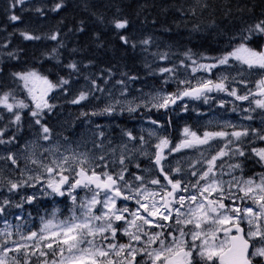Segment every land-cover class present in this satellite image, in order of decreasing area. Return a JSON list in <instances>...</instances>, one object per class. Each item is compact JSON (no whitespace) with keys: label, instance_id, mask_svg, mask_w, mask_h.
I'll return each mask as SVG.
<instances>
[{"label":"snow or ice","instance_id":"1","mask_svg":"<svg viewBox=\"0 0 264 264\" xmlns=\"http://www.w3.org/2000/svg\"><path fill=\"white\" fill-rule=\"evenodd\" d=\"M24 2L11 0L12 7ZM196 5L202 10L208 8L202 0H196ZM64 7L65 0H54L48 11L56 13ZM239 10L244 11L243 8ZM35 11L45 15L42 7ZM190 12L195 15L196 7ZM116 13L108 23L119 34L129 27L130 20L119 17L118 7ZM9 19L18 21L21 18L13 14ZM97 19L104 22L103 16H97ZM198 28L194 25V30ZM83 30L82 27L77 29ZM20 35L24 40L57 41L58 47L46 54L52 58H57L58 49L65 46L59 39L58 30L46 36L30 31H21ZM262 37L264 12L230 37L228 46L219 55L195 54L189 49L182 53L183 59L178 64L154 69L153 74L164 75L163 84L175 82L176 91L157 89L145 94L147 99L134 106L132 101L119 97L130 94L128 84L138 77L121 73L126 79L116 80L121 91L117 98L111 99L112 90L105 87L113 78L110 68L105 70L107 76L103 72L95 79L85 76L88 83L70 103L78 105L95 93L106 91L111 99L103 109L81 112L85 117L111 116L118 107L121 113H135L142 107L169 111L185 98L203 99L207 104L212 99L209 94L213 92L226 93L235 101H249L247 108L233 104L231 109L242 113V121L256 120L253 114L260 110V127H253L251 123L209 120L202 132L200 126L195 129L185 126L181 130V139L175 144L169 136H160L155 130H149L148 139L143 135L137 138L131 131H126L124 135L128 140L135 142L138 139L139 144L131 149L127 143L120 145L119 156L114 147L103 151V131L95 134L100 142L93 141V147L101 150L100 155L91 150L66 149L61 152L59 142L51 144L52 129L45 116L56 105L50 103V94L57 89L67 93L69 89L65 86L70 84L71 77L61 76L53 82L35 69L11 73L14 80L22 83L27 99L18 98L17 90L13 88L0 91V124H3L0 145L16 144L24 110H28L32 120L29 127H37L39 131L16 151L5 149L6 155L0 153L3 162L0 165V189L6 188L8 194H17L25 188H39L42 196L69 197L72 208L63 220H58L57 210H53L51 218L40 217L38 228L30 219L17 215L18 223L13 226L6 218L10 209L15 207L23 212L24 205L32 204L38 195L36 192L22 195L20 202H14L10 195H0V222L3 223L0 264H264V171L251 176L244 174L246 161H254L264 169V45L251 46L254 39ZM119 40L124 45L136 47L127 35H119ZM139 43L147 52L153 40L149 36ZM0 47L7 48L8 44ZM19 51L0 53V57L18 59ZM151 55L159 61H169L174 54L163 51ZM66 67L71 72H80L76 61L69 62ZM145 67L151 68V64L146 63ZM180 68L185 70L184 79L179 78ZM220 68L235 69V75L230 76L224 71L215 80L196 76L199 72L212 73L213 69ZM188 70L195 82L188 78ZM257 74L259 79L255 80L253 89L251 78ZM100 80L104 81L103 85L98 82ZM240 86L247 91L241 94ZM219 103L224 107L227 102L221 100ZM125 104L128 105L126 108ZM181 110L188 111V106L185 104ZM6 115L9 118L5 122ZM148 119L151 124L163 127L158 120L150 116ZM13 126L15 131L5 138ZM100 127L96 125L97 130ZM153 137L157 142L151 145ZM41 141L48 142L49 147H44ZM184 150L196 153L195 158L187 157L190 160L187 167H181V160L176 161L175 167L167 164L172 154ZM137 154L149 159L151 166L142 168ZM134 161L136 172L131 170ZM5 170L12 175L18 171L19 178L14 180L4 175ZM153 172L155 175H151ZM148 175L151 179L146 178ZM225 176L229 179H224ZM78 189L87 190L91 195L79 197ZM129 201L135 202L134 209L126 203ZM28 216L31 217V213ZM123 237H127L126 242H121Z\"/></svg>","mask_w":264,"mask_h":264},{"label":"trees","instance_id":"2","mask_svg":"<svg viewBox=\"0 0 264 264\" xmlns=\"http://www.w3.org/2000/svg\"><path fill=\"white\" fill-rule=\"evenodd\" d=\"M53 2L54 0H25L23 4L12 7L11 0H0V45L8 44L7 48L0 47V53L20 50L18 59L0 57V85L3 86L0 87V91L13 88L17 90L18 98L27 99L22 83L11 76L13 72L35 69L53 82H57L61 76L71 77L70 84L65 86L69 89L67 93L57 89L50 94L52 97L50 103L56 107L51 113L46 114L45 120L52 129V134L61 137L62 144H75L79 141L82 145L90 147L93 146V141L100 142L95 135L98 131L105 133L102 139L108 144L111 141L110 145L124 141L127 137L124 135L126 131H131L137 138L143 135L148 139V136L137 128L138 123L140 124L147 114L163 125L160 128V136L167 135L172 139L171 110L156 111L152 108L150 111L142 107L135 113L127 111L121 113L118 107L116 113L111 116L87 117L81 116V112L90 113L103 109L111 99H115V92L121 90L120 86L116 85V80L126 79L121 73L138 77L129 82L130 94L123 97V100L127 101L130 97L136 98L137 100H133V106L143 97H147L145 94L153 93L157 89L175 92L177 84L175 82L163 84L164 75L153 74L154 69L178 64L179 60L183 59L182 53L189 49L195 54L219 55L228 46L230 37L248 23L260 18V14L264 12V0H202L208 4V8L203 10L196 5V0H65V7L56 13L48 11ZM37 7L44 8L45 15L37 13L35 11ZM117 7L120 9L119 17H127L130 20L129 27L121 30L119 34L108 23L117 15ZM192 7H196L195 15L190 12ZM241 8L244 9L243 12L239 10ZM248 9L252 11L249 12ZM225 12L229 14L225 15ZM13 14L20 16L21 19L11 21L9 17ZM97 16H103L104 22L101 23ZM194 25L199 26L198 30H194ZM81 27L84 30L77 31ZM57 30L60 33V41L65 45L58 49L57 58L46 55L58 47L57 41L24 40L20 35L21 31H30L46 36ZM119 35H127L131 42L136 43V47L122 44ZM149 36L152 37L153 43L145 52L144 46L139 42ZM262 42V38L254 39L251 46L259 48ZM163 51L174 55L169 61H159L151 55L152 52ZM71 61L78 62L79 73L71 72L66 67ZM146 63L151 64V68H146ZM85 64L88 67L85 68ZM109 68L112 70L113 78L105 87L112 90L111 99L106 91L103 94L97 92L78 105L70 103L82 90V86L88 83L84 79L85 76L95 79L102 72L107 76L105 70ZM214 72L215 70L212 71ZM178 75L180 79L185 78V70L178 69ZM188 77H192L189 72ZM98 82L104 84L103 80ZM210 105L213 103L210 102ZM127 106L124 105L125 108ZM27 113L28 110H24L22 128L18 132L19 138L35 131V127H29L32 120ZM8 118L6 115L5 122ZM96 125L101 127L97 130ZM2 126L3 124H0V127ZM14 130V126L9 129ZM65 137L68 139L65 140ZM86 138L91 142L82 143ZM21 144V139H18L17 146ZM137 157L141 166L144 163H151L149 159L142 162L138 154ZM131 170L136 172L134 166ZM4 175L11 176L12 179L19 178L18 171L12 175L5 170ZM28 189L25 188L22 192H27ZM0 195H10L11 199L14 197V194L7 193L6 188L0 189Z\"/></svg>","mask_w":264,"mask_h":264},{"label":"flooded vegetation","instance_id":"3","mask_svg":"<svg viewBox=\"0 0 264 264\" xmlns=\"http://www.w3.org/2000/svg\"><path fill=\"white\" fill-rule=\"evenodd\" d=\"M226 71L223 68L220 69H216V71L214 73H205L206 77L203 78H210L215 80V78L217 77V75L220 72H224ZM226 74L228 75H235V69H229L226 71ZM197 77L200 76V74L196 75ZM208 76V77H207ZM193 79V77L191 78ZM252 84L250 85L253 89L255 88V80L259 79V74L253 76L252 78ZM193 82H195V80L193 79ZM241 87V94H243L244 92L247 91L246 88H243V86ZM212 99L210 100V102L213 103V105H210L209 103H205L203 101V99H199V100H195V99H190V98H186L185 100H183V102H178L179 106H173L171 111L173 112V123H172V129H171V134H172V141L173 144H175V142H178L181 139V130L185 127V126H190L193 129H195L197 126H200V130L201 132L203 131V126L206 124L207 121L209 120H219V121H223V120H229L232 121L233 123H251L253 127H260V110H257L256 113H254L253 115H255L257 117L256 120L249 122V121H242L241 116L242 113L241 112H232L231 109L233 107V104L239 105V107L241 109L243 108H247L249 107V101H235L233 97L228 96L226 93H210L209 94ZM226 101L227 103L225 104L224 107L220 106V101ZM188 106V111H182L181 109L183 108L184 105ZM254 106V105H253ZM247 115V113H245ZM185 116V118H184ZM184 123V124H183ZM181 127V128H180ZM179 129V130H178ZM35 130L38 132L39 129L37 127H35ZM15 131V130H14ZM230 131V129H229ZM13 131H8L7 135L5 138H7V136H11ZM32 134V133H31ZM30 134V136H23L19 139L24 140L26 137L32 138V135ZM18 135V133H17ZM61 137L52 134V140H51V144L55 145V143L59 142L61 143ZM42 145H46V147H49L48 142H40ZM74 144V143H71ZM63 146L66 147V143H63ZM81 146H83L81 144ZM80 146V147H81ZM264 146V145H262ZM12 147H18L17 146V142L15 145H2L0 146V153L4 152L3 154L6 153L5 149H10L12 150ZM60 149H62V145H59ZM79 147V148H80ZM93 147V146H91ZM5 148V149H4ZM13 151V150H12ZM37 154L39 155V152L37 151ZM6 155V154H5ZM196 153L192 150H184L181 153H174L172 154V156L169 157V159L171 160V166L173 167V164L176 163L177 160L182 159V157H192L195 158ZM142 160V162H144V160H146V158L141 157L140 158ZM225 160H227V158H224ZM229 162H234V161H229ZM190 163V160H189ZM2 164V161H0V165ZM145 165V166H144ZM143 166L141 167H150V164L148 163H144ZM21 166H23V162L21 164ZM35 167V166H33ZM181 167H187V166H181ZM38 170V169H37ZM227 169H225L226 171ZM137 171V170H136ZM261 171H264V169H262L260 167V165L256 164L254 161H246L245 162V176H251L253 175V173H259ZM237 175H240L239 172L236 173ZM151 175H155V172H153ZM151 175L149 176V179H151ZM180 178V177H177ZM224 179H229V177L225 176ZM33 188H30L27 190V192L29 190H31ZM39 189V188H37ZM22 192V191H20ZM85 193H88L87 190H81L78 189L76 191V194L79 197H84ZM22 195H31L30 193H17L14 194L13 197V201L14 202H20V196ZM38 195V199H36L32 204H25L24 205V209L23 212H21L20 209H16L15 207H12L11 211H9V214L7 215V219L9 220V222L15 226V224L18 223V221L15 219V216L17 215H22V217L24 219H30L31 220V224L35 225L37 228L40 225V217H45L47 218H51V213L53 212V210H57V218L58 220H63L65 217H67L70 212L69 210L72 208V201L69 197L67 196H42L40 195V193L37 194ZM90 196V193H89ZM130 207V204L128 205ZM40 209H42L40 211ZM31 213V217L28 216V214ZM3 227V223L0 222V228ZM14 230V228H13ZM127 241V237H123V239L121 240V242H126Z\"/></svg>","mask_w":264,"mask_h":264},{"label":"rangeland","instance_id":"4","mask_svg":"<svg viewBox=\"0 0 264 264\" xmlns=\"http://www.w3.org/2000/svg\"><path fill=\"white\" fill-rule=\"evenodd\" d=\"M213 70H215L216 71V69H213ZM188 72L190 73V70H188ZM191 74V73H190ZM198 74H200V76L199 77H205V72H199V73H197L196 75H198ZM192 75V74H191ZM193 77V76H192ZM191 77V78H192ZM189 79H191L190 77H188ZM182 79H184V78H182ZM121 90H118V91H116L115 92V98H117L118 97V94H119V92H120ZM25 92H26V90H25ZM26 94H27V92H26ZM121 100H123V97H119ZM145 99H147V97H143V99L142 100H145ZM135 100H137L136 98H135ZM128 101H132V102H134L133 101V97H130L129 98V100ZM243 115H246L245 113H243ZM148 117H149V115L147 114L144 118H143V120H141V123L139 124L140 126L139 127H141V126H143V124H144V128H145V126H146V131H147V133L149 132V130H155L156 132H157V134L158 135H160V128L161 127H157L156 125H153V124H151L150 122H149V119H148ZM153 119V118H152ZM146 124V125H145ZM37 131L35 130L32 134L30 133V132H28V136H30V134L32 135V138H29V137H26L25 139H24V141L22 140V144L21 145H23L25 142H27L28 140L29 141H31L33 138H34V133H36ZM20 135H18V137H19ZM139 138V137H138ZM88 139H91L90 137H88ZM27 140V141H26ZM85 141H87L88 143L89 142H91V140L90 141H88L87 140V138L85 139ZM104 142V144H105V148H104V150L103 151H107L108 150V148L109 147H114V148H116V154H117V156H119V154H120V145H122V144H124V143H127L128 144V148L129 149H131V148H134V147H136L138 144H139V140L137 139L135 142H132V141H129L128 140V138L127 137H125V139H124V141H121V143H116V144H112V145H110V144H108V143H106L105 141H103ZM157 142V140H156V138L155 137H153V138H151V144L152 145H154L155 143ZM79 143V147L81 146V143L79 142V141H77V142H75V144H71V143H66V147H64L63 146V144L62 143H59V145H62V149H60V151L61 152H65V150L66 149H76L77 151H79V152H87V151H89V150H91L92 152H94L96 155H100L101 154V150H99V149H95L94 147H90V145H83V146H81L80 148H77V144ZM82 143H84L85 144V142H82ZM97 143H99V142H97ZM56 144V143H55ZM44 147H46V145L44 144L43 145ZM16 149H17V147H12V150L13 151H16ZM154 151V150H153ZM3 154V153H2ZM141 160V159H140ZM179 160H181L182 161V164H181V166H187L188 165V163H189V160L187 159V157H182V159H179ZM22 164V163H21ZM167 164H169V165H171L172 163H171V160L170 159H168V161H167ZM134 166V165H133ZM145 166V165H144ZM150 166H151V163H150ZM176 166V163H174L173 164V167H175ZM149 167V166H148ZM148 167H142V168H148ZM37 171H39V170H37ZM35 173H33V175H34ZM147 179H149V176H147L146 177ZM15 179H18V178H15ZM14 179V180H15ZM33 192H36L37 194L38 193H40V189H31V190H29L28 192H25V193H30V194H32ZM20 193H24V192H20ZM85 195H89V193H85ZM84 195V196H85ZM91 195V194H90ZM128 205L130 204V207L131 208H135L136 207V205H135V202L134 201H129V202H126ZM119 206V205H118ZM12 209V208H11Z\"/></svg>","mask_w":264,"mask_h":264},{"label":"bare ground","instance_id":"5","mask_svg":"<svg viewBox=\"0 0 264 264\" xmlns=\"http://www.w3.org/2000/svg\"><path fill=\"white\" fill-rule=\"evenodd\" d=\"M190 73H191V72H190ZM205 77H206V76H205ZM207 77H208V76H207ZM182 78H183V77H182ZM215 79H216V78H215ZM160 89H161V88H160ZM164 90H165V89H164ZM154 91H155V90H154ZM150 111H151V110H150ZM150 111H149V112H150ZM156 111H157V110H156ZM142 113H143V112H142ZM142 115H143V114H142ZM183 124H184V123H183ZM138 125H139V123H138ZM145 125H146V124H145ZM143 126H144V124H143ZM146 126H147V125H146ZM146 126H145V128H146ZM147 127H148V126H147ZM180 128H181V127H180ZM91 129H92V128H91ZM146 129H147V128H146ZM146 129H145V130H146ZM136 130H137V129H136ZM178 130H179V129H178ZM137 133H139V132H137ZM23 141H24V140H23ZM26 141H27V140H26ZM28 141H29V140H28ZM0 146H2V145H0ZM4 149H5V148H4ZM3 153H4V152H3ZM5 154H6V153H5Z\"/></svg>","mask_w":264,"mask_h":264},{"label":"water","instance_id":"6","mask_svg":"<svg viewBox=\"0 0 264 264\" xmlns=\"http://www.w3.org/2000/svg\"><path fill=\"white\" fill-rule=\"evenodd\" d=\"M262 41H263V42H262V45H264V37H262ZM262 45H261V46H262Z\"/></svg>","mask_w":264,"mask_h":264}]
</instances>
